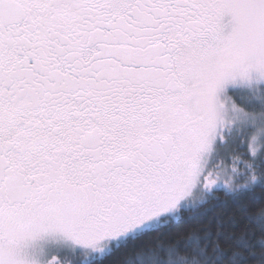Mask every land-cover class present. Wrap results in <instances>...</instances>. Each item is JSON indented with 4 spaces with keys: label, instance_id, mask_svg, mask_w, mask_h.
<instances>
[{
    "label": "snow or ice",
    "instance_id": "6c2138e0",
    "mask_svg": "<svg viewBox=\"0 0 264 264\" xmlns=\"http://www.w3.org/2000/svg\"><path fill=\"white\" fill-rule=\"evenodd\" d=\"M0 264H264V0H0Z\"/></svg>",
    "mask_w": 264,
    "mask_h": 264
}]
</instances>
